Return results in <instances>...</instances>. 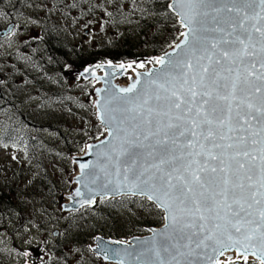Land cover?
Returning a JSON list of instances; mask_svg holds the SVG:
<instances>
[{"label": "rangeland", "instance_id": "374dc122", "mask_svg": "<svg viewBox=\"0 0 264 264\" xmlns=\"http://www.w3.org/2000/svg\"><path fill=\"white\" fill-rule=\"evenodd\" d=\"M153 1L0 0V31L14 27L0 38V122L15 133L0 144V186L12 195L0 208V264H113L93 252L98 236L128 242L164 225L163 212L144 198H103L71 213L62 207L75 187L74 157L106 137L93 96L101 86L83 80L87 66L78 59L125 39L142 56L136 69L156 65L151 58L173 48L183 28L176 19L180 38L170 47L171 34L151 43L163 17L154 12L159 0L150 10Z\"/></svg>", "mask_w": 264, "mask_h": 264}, {"label": "snow or ice", "instance_id": "6c2138e0", "mask_svg": "<svg viewBox=\"0 0 264 264\" xmlns=\"http://www.w3.org/2000/svg\"><path fill=\"white\" fill-rule=\"evenodd\" d=\"M169 7L189 29L186 57L169 61L175 75L160 91L101 111L113 140L105 159L124 174L113 191L145 197L166 213L175 242H157L153 264H182L180 240L190 247L201 234L196 247L226 237L245 260L251 250L264 264V0H171ZM153 138L147 155L155 162L141 163L142 143Z\"/></svg>", "mask_w": 264, "mask_h": 264}, {"label": "water", "instance_id": "95a60500", "mask_svg": "<svg viewBox=\"0 0 264 264\" xmlns=\"http://www.w3.org/2000/svg\"><path fill=\"white\" fill-rule=\"evenodd\" d=\"M169 4L171 0H168ZM170 8V7H169ZM172 14L178 20V23L183 28V33L180 40L176 45L168 50L161 56H155L151 58L152 61L163 59L164 64L157 63L151 65L144 71L136 69V65L139 61L133 62H122V65L113 64L110 62L106 64H93L87 66V68L80 73V76L85 81L96 79L99 87L93 94L95 96L94 106L96 109L97 119L99 123L106 129V137L101 141L91 143L87 146L86 153L83 156L74 157V162L77 163V175L74 177L72 183L75 187L69 196L68 203L63 204V212L71 213L77 212L86 207H95L96 202L99 199H119L121 197L132 196L137 198H144L141 196H133L127 192L116 193L113 189L116 188L119 181L123 180V172L121 171L120 176L115 175L114 169L106 161L104 153L107 150L108 145L113 143L112 137L109 136L108 123L101 119V111H108L116 106L123 105L128 101L135 100L138 95L143 94L147 90L153 92L160 91L158 87L160 84L165 82L164 77L168 73L173 72L172 63L181 61L186 57L189 50V45L184 44L185 33H188L189 29L181 23L180 17L170 8ZM211 16L206 19V23H211ZM14 27L11 26L7 30L0 31V38L11 34ZM191 42V36L188 37ZM179 46V47H178ZM171 61L172 63H169ZM180 69H176L179 71ZM187 71V69H184ZM103 72V75H98V72ZM175 75V72H173ZM126 78L129 80L126 81ZM122 83V81H124ZM2 78L0 76V83ZM127 84V85H126ZM133 85L135 86L133 88ZM171 87V85H169ZM126 88H133L130 93H124L121 90ZM111 102V103H109ZM156 138L151 141H144L140 149L142 153L141 163L145 160L149 163L155 162L152 157L148 156L147 153L150 150L148 145L154 144ZM106 142V143H102ZM140 143V142H138ZM171 143L164 145H156L154 155L159 157L160 154L164 153L166 149H170ZM81 165H86L82 170ZM106 186V187H103ZM79 189L82 193L81 196H76L75 192ZM91 198L95 201L92 204H82V200ZM147 200V199H146ZM148 201V200H147ZM152 203L151 201H149ZM161 210L164 214L165 223L160 228L150 229V234L145 237H135L130 239L128 242H122L118 240L105 239L102 236H98L95 239V246L92 248L96 256L102 259L105 263L118 264H153L155 257L153 256L151 249L156 246L157 242L167 241L169 244L174 243L172 239L173 230L167 228L166 225L169 221L166 219V213ZM191 229H185L186 233H190ZM163 233L164 235H156ZM203 234L199 237H193V242L190 247H183L186 243L185 240H180V251L183 255H179L177 258L182 264H226L227 262L244 259L243 249L240 245L233 244L227 240L226 237L222 238L220 242H217L216 238L205 241V245L196 247V241L201 239ZM179 239V237H177ZM223 245H230V247H223ZM173 251H175L173 249ZM115 253V255H113ZM165 258H170L167 254H163ZM248 263L257 262L260 264V260L257 259L256 255H253L251 250L247 253Z\"/></svg>", "mask_w": 264, "mask_h": 264}, {"label": "trees", "instance_id": "16d2710c", "mask_svg": "<svg viewBox=\"0 0 264 264\" xmlns=\"http://www.w3.org/2000/svg\"><path fill=\"white\" fill-rule=\"evenodd\" d=\"M156 4V0H154L151 4H149L150 10L153 9L154 5ZM167 0H159L157 3V6L159 9H155V13L158 12L159 14H163V17L160 16L155 24H156V33L153 34L150 38L151 43H155L156 45L159 43L157 42L159 39H162V37L167 36V34L170 35V39H168L167 47H170L171 44L176 43L180 38V27L177 24L176 17L170 13L167 7ZM153 12V10H152ZM153 12V13H154ZM172 26V28L170 27ZM177 28V31L175 30ZM142 40H144L142 38ZM122 43V45H120ZM155 47L153 48V52L159 53L160 51ZM140 46V45H139ZM137 47L132 45L128 40H119L115 47L112 49H109L108 52H105L102 56H87L84 58L78 59V67L83 68L88 65H93L97 62H108V61H114L117 63L126 62V61H133L137 60L139 57H142L141 55H138L137 53H133V50H135ZM157 49V50H154ZM168 48L165 49V51ZM164 50L161 52L163 54L165 52ZM96 56V57H95ZM15 137L14 129L8 126L5 123L0 122V144H8L11 142L12 138ZM11 190L4 189L0 186V208H3L4 206H10L11 205ZM226 264H257L255 262L253 263H247L243 259L231 261Z\"/></svg>", "mask_w": 264, "mask_h": 264}, {"label": "bare ground", "instance_id": "6f19581e", "mask_svg": "<svg viewBox=\"0 0 264 264\" xmlns=\"http://www.w3.org/2000/svg\"><path fill=\"white\" fill-rule=\"evenodd\" d=\"M138 61H140V59L138 60ZM140 65V62L136 65V68L138 67ZM154 65V64H153ZM151 66V65H150ZM127 85V84H126Z\"/></svg>", "mask_w": 264, "mask_h": 264}, {"label": "flooded vegetation", "instance_id": "af4514ba", "mask_svg": "<svg viewBox=\"0 0 264 264\" xmlns=\"http://www.w3.org/2000/svg\"><path fill=\"white\" fill-rule=\"evenodd\" d=\"M125 198H129V197H125ZM132 199H134L133 197H131ZM122 198H120V199H118V200H116V201H120ZM102 201V200H101Z\"/></svg>", "mask_w": 264, "mask_h": 264}]
</instances>
